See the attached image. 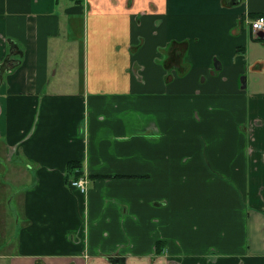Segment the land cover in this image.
Listing matches in <instances>:
<instances>
[{"label": "crops", "instance_id": "obj_1", "mask_svg": "<svg viewBox=\"0 0 264 264\" xmlns=\"http://www.w3.org/2000/svg\"><path fill=\"white\" fill-rule=\"evenodd\" d=\"M260 15L264 0H0L2 262L264 264Z\"/></svg>", "mask_w": 264, "mask_h": 264}, {"label": "rangeland", "instance_id": "obj_2", "mask_svg": "<svg viewBox=\"0 0 264 264\" xmlns=\"http://www.w3.org/2000/svg\"><path fill=\"white\" fill-rule=\"evenodd\" d=\"M189 101H190V99H188ZM195 100H197V99H195ZM205 100H207L206 101V106H208V107H213V106H215V107H218V105H221V104H223V105H227V106H229V103H230V101L232 100V99H227V98H207V99H205ZM189 106H191L190 105V103H189ZM230 107V106H229ZM0 153L2 154V152H1V147H0ZM0 168H1V166H0ZM2 169V168H1ZM73 179V178H72ZM72 184V183H71ZM7 232L8 233H10V232H14V227H13V225H11L8 229H7ZM3 234H5V226H3V227H0V237H2L3 236V238L5 237V235H3ZM13 235V234H12ZM12 235H10V234H7L6 236H11V237H13L12 239H10V240H7V239H3V241H2V243H1V247H0V252L2 253L3 252V254H5V253H9L10 251H11V241L14 239V237L16 236V235H14V236H12ZM2 239H0V241H1ZM2 261H4V259H2V258H0V264H4Z\"/></svg>", "mask_w": 264, "mask_h": 264}, {"label": "built area", "instance_id": "obj_3", "mask_svg": "<svg viewBox=\"0 0 264 264\" xmlns=\"http://www.w3.org/2000/svg\"><path fill=\"white\" fill-rule=\"evenodd\" d=\"M251 28L254 32L264 33V15H260L250 20ZM73 186L78 187L81 191H87L89 188L90 180L88 175H84L78 178H73L71 180Z\"/></svg>", "mask_w": 264, "mask_h": 264}, {"label": "trees", "instance_id": "obj_4", "mask_svg": "<svg viewBox=\"0 0 264 264\" xmlns=\"http://www.w3.org/2000/svg\"><path fill=\"white\" fill-rule=\"evenodd\" d=\"M72 165H74L73 167H77L79 164L78 163H73Z\"/></svg>", "mask_w": 264, "mask_h": 264}]
</instances>
